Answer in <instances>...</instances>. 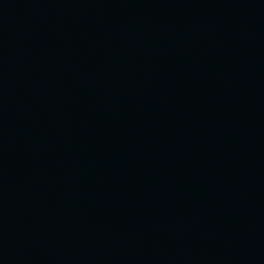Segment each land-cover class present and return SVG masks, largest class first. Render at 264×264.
I'll use <instances>...</instances> for the list:
<instances>
[{"label":"water","instance_id":"95a60500","mask_svg":"<svg viewBox=\"0 0 264 264\" xmlns=\"http://www.w3.org/2000/svg\"><path fill=\"white\" fill-rule=\"evenodd\" d=\"M0 264H264V0H0Z\"/></svg>","mask_w":264,"mask_h":264}]
</instances>
